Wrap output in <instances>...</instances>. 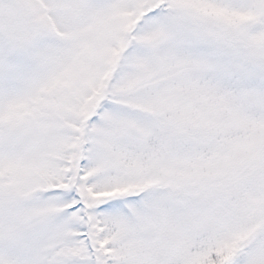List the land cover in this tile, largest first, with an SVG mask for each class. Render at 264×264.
<instances>
[{
    "label": "snow or ice",
    "instance_id": "1",
    "mask_svg": "<svg viewBox=\"0 0 264 264\" xmlns=\"http://www.w3.org/2000/svg\"><path fill=\"white\" fill-rule=\"evenodd\" d=\"M0 264H264V0H0Z\"/></svg>",
    "mask_w": 264,
    "mask_h": 264
}]
</instances>
